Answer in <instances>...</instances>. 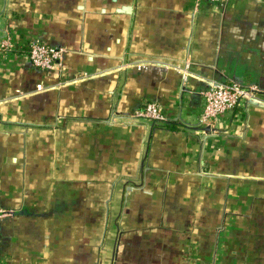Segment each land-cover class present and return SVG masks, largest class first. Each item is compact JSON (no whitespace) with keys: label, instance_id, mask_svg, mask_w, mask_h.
<instances>
[{"label":"crops","instance_id":"0c3cea01","mask_svg":"<svg viewBox=\"0 0 264 264\" xmlns=\"http://www.w3.org/2000/svg\"><path fill=\"white\" fill-rule=\"evenodd\" d=\"M0 212V264H264V0H0Z\"/></svg>","mask_w":264,"mask_h":264},{"label":"built area","instance_id":"2783aa9c","mask_svg":"<svg viewBox=\"0 0 264 264\" xmlns=\"http://www.w3.org/2000/svg\"><path fill=\"white\" fill-rule=\"evenodd\" d=\"M210 1L217 3L222 0ZM63 54L64 49L59 46L46 45L40 41L29 43L28 57L39 69H52L61 60ZM261 93V89L254 83L232 81L213 83L200 93L201 121L213 122L225 111L259 101ZM134 116L147 121H165L162 108L156 101L147 102L141 109L134 112Z\"/></svg>","mask_w":264,"mask_h":264},{"label":"water","instance_id":"95a60500","mask_svg":"<svg viewBox=\"0 0 264 264\" xmlns=\"http://www.w3.org/2000/svg\"><path fill=\"white\" fill-rule=\"evenodd\" d=\"M122 10L128 11L129 9H128V7H123Z\"/></svg>","mask_w":264,"mask_h":264}]
</instances>
